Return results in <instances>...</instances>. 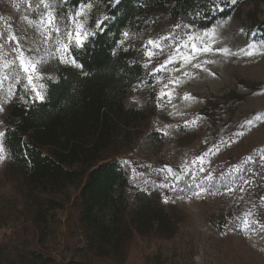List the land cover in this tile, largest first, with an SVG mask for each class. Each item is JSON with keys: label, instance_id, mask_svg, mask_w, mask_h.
Wrapping results in <instances>:
<instances>
[{"label": "rangeland", "instance_id": "obj_1", "mask_svg": "<svg viewBox=\"0 0 264 264\" xmlns=\"http://www.w3.org/2000/svg\"><path fill=\"white\" fill-rule=\"evenodd\" d=\"M227 5L232 6V13L210 26L219 25L214 47H228L236 52L255 42L256 50L264 52V31L258 28H264V0H236L235 4L228 0ZM23 17L12 26L13 30L27 27ZM175 24L166 22L149 38L170 32ZM166 58L167 53L154 56L148 70ZM200 59L214 61L206 65L214 75L189 67V74L182 76L183 83L175 88L171 104L158 108L156 100L162 84L167 83V72L159 74L164 80L154 89L142 87L133 91L137 83L130 87L125 103L145 107L150 115L134 138L112 156L126 166L138 189L159 192L158 203L178 221L176 235L165 239L137 234L123 263L102 257L96 258L97 264H264V231L256 225H253L256 231L232 227L239 222L237 218L242 219L249 211L254 214L250 219L264 216L261 200L264 197V118L256 119L258 115L264 117V55L207 54ZM141 62H146L144 51ZM185 93L195 100L183 99ZM7 105L3 106L4 111ZM4 111L0 112V131L4 130ZM248 120L254 121L252 126L246 124ZM185 121L195 123L185 127ZM166 125L172 126L166 129L168 135L156 130H165ZM152 135L162 141H153ZM213 144L219 151L212 148L214 154L206 157L203 164L206 171L198 173L197 182L209 171L213 177H225V182L213 187L206 183L210 190L198 197L186 190L180 191L184 181L179 182L175 193L157 187L167 175L165 166L180 172ZM249 157L252 159L245 163ZM252 166L257 170L256 176L250 171L254 170ZM241 167L246 170L233 173V168ZM158 169L165 172L160 174ZM245 179L250 183L244 184ZM229 180L234 191L226 192L224 186ZM82 183L83 178L66 185L65 196L70 198L69 202ZM241 186L245 191H240ZM22 193V186L12 174L3 171L0 163V264H8V259L13 257L10 245L17 240L31 242L36 251L48 258L46 264H66L70 259L79 258L86 246L85 236L73 220L66 223L67 205L56 211L55 220L40 234L35 225L25 219L27 209L23 207ZM165 196L168 203L163 202Z\"/></svg>", "mask_w": 264, "mask_h": 264}, {"label": "trees", "instance_id": "obj_2", "mask_svg": "<svg viewBox=\"0 0 264 264\" xmlns=\"http://www.w3.org/2000/svg\"><path fill=\"white\" fill-rule=\"evenodd\" d=\"M69 2L74 5L77 0ZM91 2L89 27L94 28L96 19L104 15L110 19L95 44L78 57L88 75L56 61L44 69L57 80L50 85L47 99L27 106L17 98L2 117L3 131L8 133L3 171L22 186L25 219L41 234L55 220L56 211L67 205L66 223L73 220L85 236L82 255L66 264H97L96 258L102 257L123 263L135 235L165 239L176 235L178 221L158 203L159 192L138 189L126 166L112 156L134 138L150 115L145 107L124 101L139 79L152 83L145 75L149 70L142 67V45L166 22H187L190 12L208 8L207 0H121L115 7L111 0ZM13 3L20 4V10ZM27 7L26 0H0V17L15 26ZM222 7V12H208L209 18L198 19L199 28L232 13V6L222 3ZM0 27L6 24L0 21ZM124 31L130 38L117 48ZM153 135V141H162ZM253 168L250 171L256 176ZM82 178L79 192L69 202L66 185ZM225 179L215 175L214 186ZM10 247L13 257L8 264H46L48 260L27 240H17Z\"/></svg>", "mask_w": 264, "mask_h": 264}, {"label": "snow or ice", "instance_id": "obj_3", "mask_svg": "<svg viewBox=\"0 0 264 264\" xmlns=\"http://www.w3.org/2000/svg\"><path fill=\"white\" fill-rule=\"evenodd\" d=\"M28 7L24 9L25 15L23 20L26 21L27 27L19 31L13 30L12 24L5 21L4 17H0V21L6 24V27H0V112L4 111V105L13 103L17 98L21 103L27 106L43 103L50 92V85L57 82L54 76L48 75L44 69L52 66L56 61L60 65L73 67L80 71L81 75L87 76L84 71V64L78 58L81 54L88 52L89 46L95 44L96 37L105 32L106 22L110 19L108 15H104L100 19H96L95 27H89L90 13L93 8L91 0H77L76 4H70L69 0H26ZM121 0H111L112 6L115 7ZM208 8L199 9L194 13L188 14V21H181L173 26V29L157 38H148L142 45L146 62L142 67L147 70L152 63V58L160 54L167 53V58L163 63H158L150 71H146V77L152 78L149 84L146 79H139L137 88L151 87L155 88L157 84H161L164 80L160 73L167 72L169 74L167 83H163L159 92L156 94L157 107L160 108L164 104H171L174 98L175 88L183 83L181 77L187 76V69H200L201 71H209L206 65L214 63L213 60L203 59L200 57L207 54H220L224 56H247L253 57L257 54L264 55V52L256 50L255 42L248 43L245 48H240L236 52L231 51L228 47L216 48L214 44L218 38L217 27L214 25L209 28L200 29L196 24L198 19L209 18L206 13L212 15L215 12H222L224 6H227L228 0H207ZM231 4H235L236 0H230ZM13 8L20 10L21 5L13 3ZM130 38V33L124 31L122 39L116 41L117 48L124 45ZM128 51L127 47L123 49ZM112 54H116V48ZM132 66L131 64L129 65ZM171 66V67H170ZM172 73H179L173 76ZM169 85L173 87L170 88ZM19 88V91L17 89ZM185 100H195V97L189 93L183 96ZM175 107V105H173ZM172 115V113H169ZM261 116H257L259 120ZM195 121H185L184 126ZM253 120L246 121L248 126H252ZM172 126L166 125L165 130L156 129L168 135L166 129ZM7 131H0V163H3L7 157ZM241 135L243 133H240ZM212 148L218 147L213 144L206 152L197 156L190 165H185L180 172L174 171L172 167L165 166L167 175L164 176L162 182L157 187L160 189H170L173 193L179 188V182L184 181V188L180 191H188L193 196H200L209 191L205 184L214 186V177L209 171L197 182L198 173H205L203 167L206 157L212 152ZM252 158L249 157L245 161L247 163ZM128 164V161L124 162ZM165 169H158L157 172L162 174ZM246 169L233 168V173L243 172ZM189 177L188 180H184ZM232 183L229 180L226 184L225 191H234L230 187ZM244 184L250 181L243 180ZM240 191H245L243 186ZM264 201V197H261ZM164 203H168V197L165 196ZM254 214L249 211L244 214L243 218H237L238 223L232 225L240 231H256V225L261 231H264V216L260 218H251Z\"/></svg>", "mask_w": 264, "mask_h": 264}]
</instances>
